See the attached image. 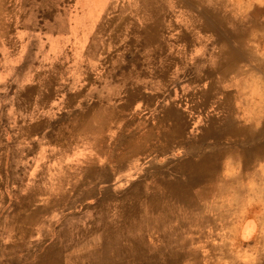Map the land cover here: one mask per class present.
Returning <instances> with one entry per match:
<instances>
[{"label": "crops", "instance_id": "crops-1", "mask_svg": "<svg viewBox=\"0 0 264 264\" xmlns=\"http://www.w3.org/2000/svg\"><path fill=\"white\" fill-rule=\"evenodd\" d=\"M148 1L143 0L144 6H151ZM176 1L192 6V0ZM230 3L223 0V10L211 3L206 7L199 5L191 14H150L147 7L138 14L129 10L75 14L73 26H94V41L82 55L94 51V63L90 59L71 60L70 45L65 43L57 51L47 39L44 51L49 63L61 60L57 57L60 52L66 55L67 69L78 62L80 73L74 78L78 80L77 86L62 94V107L71 111L77 104L85 113L82 120L85 125L80 127V140L75 145L82 148L78 157L81 150L85 156L76 161L83 164L78 168L82 177L95 180L93 191H89L101 194L95 209L99 210L97 201L102 200L107 223L119 235L122 253L114 264L146 262L153 253L149 248H159L152 245L162 243L164 232L178 233L177 228L187 222L184 210L185 213L189 210L190 219L201 218L198 229L195 226L199 223L185 225L197 231L195 237L208 242H228L231 226L242 225L232 218V212L257 211L258 202L263 201L262 186H256L264 179V0H239L237 9H232ZM177 7L183 10V5L174 6ZM108 46L111 58L106 64L103 54ZM41 81L40 78L37 82ZM142 109L149 120L137 116ZM188 113L194 116L191 127L194 129L197 124L196 130L200 132L189 137ZM126 115L131 117H126L127 126L132 122L134 130L147 132L133 142L138 147H131V151L128 146L127 152L130 150L131 156L140 150L148 154L153 152L149 148L156 146L157 156L145 173L137 177L134 174L126 186H119L127 177L120 175H128L122 172L124 158L128 161L132 157H122V161L118 158L113 171L105 170L97 158L87 157L86 149L102 146V123L106 124L105 130L114 132L110 145L114 144L120 116ZM152 131L160 133L158 138L152 139ZM174 145L185 156L167 161L168 149ZM205 166L208 170L200 174L198 167ZM186 167L192 178L200 177L187 191L194 201L189 209H184L179 199L188 174ZM237 185L240 191L235 190ZM200 190L202 195L206 194L205 199L198 197ZM105 192L112 195L109 216L107 200L102 199ZM132 195L138 197L132 200ZM150 196L157 199L154 208L148 203ZM137 199L134 206L132 203ZM211 212L213 217L209 215ZM183 215L187 217L184 222ZM96 228L95 233L79 228L82 232L79 243L92 236L97 241L102 228ZM130 239L139 241L143 250L138 253L141 257L138 263H132ZM83 251L65 256L69 258L68 264H88V256L79 257ZM15 255L20 259L17 264L36 261L33 256L23 261L22 253Z\"/></svg>", "mask_w": 264, "mask_h": 264}, {"label": "rangeland", "instance_id": "rangeland-1", "mask_svg": "<svg viewBox=\"0 0 264 264\" xmlns=\"http://www.w3.org/2000/svg\"><path fill=\"white\" fill-rule=\"evenodd\" d=\"M175 1L149 0L151 6H144L143 0H129L126 3L124 0H0V264L20 262L16 253H22L23 261L36 257L33 263L22 264H68L69 258L65 256L82 250L84 254L79 257L88 256V264H114L122 253L119 235L112 232L107 223L102 200L97 201L99 210L95 209L96 199L101 197V194L89 191H93L95 180L84 179L78 170L83 164L76 160L85 156L82 150V155H77L78 150L82 149L77 146L82 132L80 127L85 125L82 121L85 120V113L82 114L77 104L71 111L62 107V94L77 86L78 80L74 78L80 73L78 62H73L67 69L64 61L66 55L60 52L57 57L61 60L51 64L46 58L44 47L48 43L47 39L51 40L50 46L57 51H61L67 43L73 50L69 53L71 60L80 58L95 62L94 51L86 52L82 57L83 51L94 41V26H73L75 14H115L113 12L117 10L136 11L135 14H138L144 7L150 14H191L199 5L206 7L207 3L223 10V0H203V3L201 0H192V6L187 2L182 4ZM229 1L232 9L238 8L239 0ZM175 3L183 5V10L174 8L178 5ZM106 50L103 58L107 64L111 58V47L108 46ZM40 78L42 81L37 82ZM90 89L93 90V84ZM140 111L137 116L149 120L144 110ZM126 117L131 118L130 115L120 116L122 120L119 131H115L117 138L114 144L110 145L114 132L105 130L106 124L102 123V146L86 149L87 157L97 158L105 170L113 171L118 158L128 157L125 156L128 146L138 147L133 142H138L137 138L141 139L147 134L143 129L134 130L132 122L127 126ZM192 117L188 113V137L200 133L199 129L196 130L197 124L194 129L191 127ZM152 133V139L158 138L160 134L158 131ZM166 133L168 135L169 131ZM140 147L144 150V146ZM155 148L151 146L149 149L153 152L148 154L141 150L137 154L133 153L128 161L124 158L122 172L128 175H120L122 178L127 177L123 178L125 182L121 180L119 186H126L134 174L137 177L145 173L146 167L157 156ZM180 150L175 145L170 147L167 161L180 159L183 156ZM189 172L184 181L193 179L196 183L200 178H192ZM261 186L264 193V179L256 187ZM184 187L190 190L188 186ZM85 190L88 191L84 195ZM198 193L202 194L201 190ZM110 198L112 195L107 192L102 198L107 200L105 206L110 208L107 210L108 216L112 206ZM258 206L257 211L232 212V218L242 225H232L230 241L218 243L230 246V259L224 253L214 255L197 249L201 239L194 236L197 231L193 232L190 226L185 225L199 223V226H195L198 229L201 227V218L190 219L189 210L186 213L184 210L188 220L183 215L182 222H187L182 224L181 229L177 228L178 233L174 230L171 233L164 232L162 243L152 245L159 248H149L153 252L152 257L143 264L149 259L154 260L153 264H166V258L175 254L181 256L180 264H188L194 258L199 260V264L264 262V198L258 202ZM213 214L209 213L210 217ZM146 221L142 219V222ZM96 226L102 228L97 241L94 242L92 236L83 238L84 241L79 243L81 230L88 228V233H95L93 228ZM223 236L227 237L228 234ZM129 242L133 245L132 263H138L141 259L138 253L143 250L139 241L130 239Z\"/></svg>", "mask_w": 264, "mask_h": 264}, {"label": "bare ground", "instance_id": "bare-ground-1", "mask_svg": "<svg viewBox=\"0 0 264 264\" xmlns=\"http://www.w3.org/2000/svg\"><path fill=\"white\" fill-rule=\"evenodd\" d=\"M181 51V50H180ZM41 74V73H40ZM181 138V137H180ZM113 142V141H112ZM125 147V146H124ZM130 148V150L132 151V148H131V146L129 147ZM129 150V149H128ZM130 150L127 152V149H126V152H125V156H131V153L129 154V152H130ZM133 153V152H132ZM201 158V157H200ZM122 161L123 160V158L121 157V159H119V161ZM185 160V159H184ZM188 160V159H187ZM206 160V159H205ZM200 161V160H199ZM120 163V162H119ZM183 164H186V163H183ZM203 164V163H202ZM191 165V164H190ZM189 165V166H190ZM182 166V165H181ZM184 167V166H183ZM190 168H192V167H190ZM196 169V168H195ZM198 169H200L199 170V172H200V174H202V173H204L206 170H208L207 169V166H205L203 169H201V167H198ZM186 170H188L187 172H191V170H189V168L188 167H186ZM186 173V172H185ZM199 174V173H198ZM200 176V175H199ZM200 178V177H199ZM176 181V180H175ZM198 181H200V179L198 180ZM214 181V180H213ZM164 184H166V183H164ZM192 184H194V180L193 179H191V180H186V181H184V183H183V193H182V195H180L181 197L179 198L180 199V201H181V205L185 208H187V207H190L191 208V206H192V202H193V204H194V201H192L191 200V194L190 193H188L189 192V190H185V187L184 186H188L189 187V189L191 188V185ZM212 184V183H211ZM162 186V185H161ZM167 187V186H166ZM165 187V188H166ZM208 187V186H207ZM210 187H211V185H210ZM163 188V187H162ZM209 188V187H208ZM95 189V188H94ZM168 190V189H167ZM235 190L236 191H240V187H236L235 188ZM88 191V190H87ZM188 191V192H187ZM91 192V191H90ZM89 192V193H90ZM161 192V191H160ZM168 193V192H167ZM214 193V192H213ZM165 195V194H164ZM160 196H162V195H160ZM165 197V196H164ZM167 197H168V195H167ZM166 197V198H167ZM198 197L201 199V198H203V199H205L206 198V196L205 195H202V194H200L199 195V193H198ZM109 199V198H108ZM111 199V198H110ZM130 199H132V197L130 198ZM133 199H135V197H133ZM132 199V200H133ZM156 198H154L153 196H150V198H149V200H148V203L150 204V206L152 207V208H154V205H153V203H156V200H155ZM162 199V198H161ZM198 200V199H197ZM159 201V200H158ZM165 201V200H164ZM199 202V201H198ZM136 203H138V199L134 202V203H132L134 206H136ZM162 203H165V202H162ZM164 207V206H163ZM171 207V206H170ZM105 212H106V210H105ZM151 212V211H150ZM198 220V219H197ZM201 221V220H200ZM92 231V230H91ZM112 233V232H111ZM63 236V235H62ZM177 236V235H176ZM185 242V241H184ZM200 242V247L198 246L197 247V249H200V251H203V252H208V253H212V254H217V253H224V254H227L228 255V258L230 259V246L228 245V244H218V243H215V242H208V241H206V240H201V241H199ZM167 244V243H166ZM168 246V245H167ZM235 246V245H234ZM232 247V246H231ZM172 248H174V247H172ZM234 248V247H233ZM196 251V250H195ZM198 251V250H197ZM158 252V251H157ZM203 259V258H202ZM262 260V259H261ZM166 264H180V261L182 262V258H181V256L180 255H178V254H175L174 256H171V257H167L166 258ZM187 261V260H186ZM189 261V260H188ZM154 263V260L153 259H149L148 261H147V263L146 264H153ZM206 263V262H205ZM186 264V263H185ZM188 264H199V260L198 259H192V260H190L189 261V263ZM256 264H264V262H262V261H258Z\"/></svg>", "mask_w": 264, "mask_h": 264}]
</instances>
